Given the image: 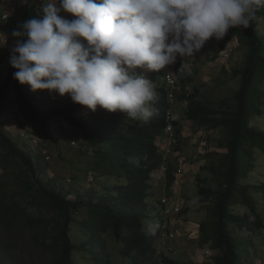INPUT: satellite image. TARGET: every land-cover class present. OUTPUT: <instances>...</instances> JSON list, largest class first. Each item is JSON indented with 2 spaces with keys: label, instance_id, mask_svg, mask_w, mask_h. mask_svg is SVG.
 Wrapping results in <instances>:
<instances>
[{
  "label": "trees",
  "instance_id": "1",
  "mask_svg": "<svg viewBox=\"0 0 264 264\" xmlns=\"http://www.w3.org/2000/svg\"><path fill=\"white\" fill-rule=\"evenodd\" d=\"M41 3L38 0L37 4L22 11L24 17L16 28L32 17L42 15ZM256 17L247 29L232 28L221 43L223 50L235 40L248 49L245 67L233 71L235 77L241 78L240 89L232 105H226L223 112L214 111L207 102L200 100L198 88L193 87L192 93L187 91L194 82L185 57L172 65L182 89L181 94H177V101L187 104L185 120L196 128L225 132L228 138L224 147L226 153L219 161L220 170L213 172L217 189L200 186L198 191L201 200L214 201L210 220L202 223L199 229L203 244L212 242L211 249L220 251L213 258L214 264H255L251 260L259 254V249L254 240L242 232L255 234L264 230V210L258 206V198L264 199V183L245 182L255 166L256 150L264 154V129L258 126L260 119H264V92L261 91L264 84V7L258 10ZM15 71L10 68L0 90V168L4 172L14 167L19 169L22 195L29 200L30 206L51 215V219L45 215L33 217L17 202L7 203L0 199V246H12V241L5 242L1 235L10 234L12 227L22 219L25 226L34 230V247L50 253L49 264H78L74 259L77 251L88 252L92 264H115L107 245L110 236L123 245L128 264H149L155 258V241L162 236L165 221L160 219V228L152 236L144 233L142 222L150 219L149 198L153 195L150 180L160 173L164 163L156 141L163 132L170 109L168 90L157 89L159 102L155 107L159 112L148 123L121 119L119 114L124 118L126 115L108 113L98 107L94 113L89 110L92 123L86 125L76 117V113L85 108L75 104L70 97L65 101L57 100L53 108L47 107L48 110L46 105L38 106L30 87L13 78ZM149 73L162 78L163 69ZM11 87L21 115L38 126L43 136L48 133L49 123L58 118L81 129L85 142L92 148L95 173L115 178L117 185L104 195L72 201L42 183L38 178L41 164L35 163L2 130L4 115L11 104L8 98ZM174 122L181 131L180 120ZM128 157L138 158L139 164H130ZM200 180L207 184L205 179ZM175 182L176 177L168 172L167 186L173 187ZM242 206L246 208L244 213L235 212L236 207ZM76 214H86L80 221L88 240L86 245L78 246L71 236ZM50 221L54 222V233L46 240ZM0 264L8 263L0 259Z\"/></svg>",
  "mask_w": 264,
  "mask_h": 264
},
{
  "label": "clouds",
  "instance_id": "2",
  "mask_svg": "<svg viewBox=\"0 0 264 264\" xmlns=\"http://www.w3.org/2000/svg\"><path fill=\"white\" fill-rule=\"evenodd\" d=\"M261 7L264 0H46L42 15L12 31L9 63L13 78L33 92L148 123L158 115L159 94L146 73L194 56L232 28H249ZM162 134L156 142L164 159ZM159 228L158 221L142 222L146 235Z\"/></svg>",
  "mask_w": 264,
  "mask_h": 264
},
{
  "label": "rangeland",
  "instance_id": "3",
  "mask_svg": "<svg viewBox=\"0 0 264 264\" xmlns=\"http://www.w3.org/2000/svg\"><path fill=\"white\" fill-rule=\"evenodd\" d=\"M19 1L21 10L18 11V20L0 27L3 37L0 43V90L11 68L9 63L11 49L16 43L11 33L24 17L22 11L31 8L38 2V0ZM1 9L0 7V11ZM230 30L220 40L215 38L209 40L194 56L185 57L194 82L193 86L187 87V91L192 93L193 87L198 88L200 90L199 99L207 102L217 112H223L226 105H232L233 98L241 85V78L235 77L233 71L245 67L248 51L246 47L239 45L237 40L233 41L228 47L234 48L235 56L232 61L227 63V66L224 64L222 57L228 47L224 50L221 49V43ZM137 71L140 70L137 69ZM146 75L149 78L148 73ZM161 80L163 81V79ZM261 91L264 92V84ZM33 95L37 97L36 104L38 106L42 107L43 104H46V110H48L47 107L53 108L58 102L52 98V92L47 90L33 92ZM69 97L65 95L63 99L59 100L65 101ZM8 98L11 104L4 115L2 130L30 157L34 155V149L28 142L19 140L18 131H26L31 135L43 137L40 140L49 143L50 160H46L43 155V158L41 156L31 157L35 163L41 164L42 168L38 178L42 183L62 192L72 201L87 200L91 198V195H95V197L104 195L117 185L115 178L95 173L92 148L85 142L81 129L74 127L73 131L70 130L71 132H62L49 127L48 133L43 136L38 126L32 125L21 115L13 87L10 88ZM178 108L180 115L176 114L175 119H179L181 125L179 144L172 154L164 156L166 173L171 172L176 177V182L173 187H168L167 177L160 182H156L157 178L153 177L150 182L154 190L152 189L153 195L149 198V220L160 222V219L163 218L164 208L162 200L169 195L170 207L175 211V214L172 213V216L167 218V222L170 231L177 234L179 232L176 241L177 251L175 253L163 252L161 257L155 256L149 264H211L207 259L209 260V257L212 259L215 252L202 247L203 234L199 229L202 223L210 220V211L214 207V201H203L201 198L196 204H192L191 201L194 197L199 196L200 186L217 189L216 176L213 172L220 170L219 161L226 153L224 147L228 138L225 132L196 128L193 123L186 121L184 117L187 111L186 103H178ZM119 115L121 119H127V117ZM76 117L86 125L92 123L87 109L76 113ZM260 122H258V126L264 129V119H260ZM256 155L255 166L245 179V182L249 184L264 183V154L256 150ZM18 175L19 169L15 167L5 172L0 168V199L7 203L17 202L21 208H25L26 214L33 217L45 215L46 218L51 219V215H46L36 207L29 205V200L25 199L21 193L22 186ZM200 179H205L207 184L201 183ZM258 206L260 210H264V199L261 196L258 198ZM245 211L246 208L243 206L235 208V212L240 214ZM85 216L86 214H76V223L71 226V236L78 246L88 243L86 233L80 226V221ZM54 227V222L50 221L46 231V240H49L53 235ZM43 231L44 229L40 232ZM242 235L250 236L259 249V254L251 260V263L264 264V230L255 234L243 231ZM33 236L34 230L25 226L21 219L12 227L10 234L1 235L5 242L12 241V246H0V259L8 264H49L50 253H43L40 249L35 248ZM159 239L155 241V246L159 244ZM107 245L115 264H128L121 243L110 236L107 238ZM74 259L78 264H92L91 255L86 251L75 252Z\"/></svg>",
  "mask_w": 264,
  "mask_h": 264
},
{
  "label": "built area",
  "instance_id": "4",
  "mask_svg": "<svg viewBox=\"0 0 264 264\" xmlns=\"http://www.w3.org/2000/svg\"><path fill=\"white\" fill-rule=\"evenodd\" d=\"M41 2L42 3L40 4V9L42 11V7L44 6L46 0H41ZM0 7L2 8L0 11V22H1L0 27H1L2 25L14 21L16 19L18 15V11L21 8V2L19 0H0ZM1 40H3V37L0 29V43ZM234 52L235 50L234 48H232V46L228 47L224 51V56L222 58L226 66L227 63L232 61V59L234 58L235 56ZM163 80L165 82L166 88L168 89V103L170 106V109L167 111L166 114V125L163 129L162 140H161V145L165 153V157H167L168 155L172 154L175 151V149L179 144L180 134L178 132V128L174 120L176 118V114L180 115V109L178 108V103H177V94L181 92V85L174 76L172 65L167 66L165 69H163ZM51 96L53 99L58 101H60L59 99H63L65 97V96L61 97L59 96L58 93L55 92H52ZM49 124H50L49 127L52 130H56V131L59 130L62 132H67L70 130L71 131L74 130V127L71 124V122L64 120L63 118L52 120ZM17 135L20 141L25 143L28 142L30 147L34 149L33 150L34 155H31L32 158H34V156L35 157L41 156L43 158L44 156L46 160L51 159L50 157L51 153L49 151V143L40 140V138L43 137L31 135V133H28L26 131H18ZM166 170L167 169L164 163L160 168V173L156 176L159 182L165 180L167 175ZM162 205L164 206L163 215L165 219L171 217L172 213L175 214L174 213L175 211H173V209L170 207V198L168 197L164 198L162 200ZM163 231L164 234L162 237H160L161 239H159V244L155 248L156 257H161L163 252L175 253L177 251L176 241L178 240L179 232L177 234L176 232L170 231L168 227V223L166 221L163 224Z\"/></svg>",
  "mask_w": 264,
  "mask_h": 264
},
{
  "label": "crops",
  "instance_id": "5",
  "mask_svg": "<svg viewBox=\"0 0 264 264\" xmlns=\"http://www.w3.org/2000/svg\"><path fill=\"white\" fill-rule=\"evenodd\" d=\"M179 59V58H178ZM186 59V58H185ZM148 76H149V79L153 82V84H154V86H155V89H156V91H157V89H159L160 87H165V84H164V81H162L161 80V78H158V77H156L155 75H152V74H150L149 72H148ZM160 79V80H159ZM187 121V120H186ZM188 122H190V121H188ZM192 123V122H191ZM175 185V184H174ZM173 185V186H174ZM153 190H154V188H153ZM169 196V195H168ZM167 196V197H168ZM169 198V197H168ZM179 211H180V209H179ZM181 212V211H180ZM174 218V217H173ZM173 220V219H172ZM170 224V223H169ZM182 231H184V230H182ZM202 247H205L207 250H210L211 251V246H212V243H209V244H203V242H202ZM201 247V248H202ZM214 257H216L217 255H219V253H220V251L219 250H214ZM208 253V252H207ZM209 254V253H208ZM213 256H212V259H210V257H209V260L207 259V261L208 262H210L211 264H214V262H213V258H214ZM206 260V259H205Z\"/></svg>",
  "mask_w": 264,
  "mask_h": 264
}]
</instances>
